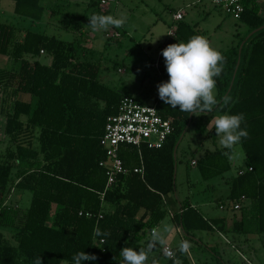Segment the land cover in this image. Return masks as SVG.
Wrapping results in <instances>:
<instances>
[{
    "label": "trees",
    "instance_id": "trees-1",
    "mask_svg": "<svg viewBox=\"0 0 264 264\" xmlns=\"http://www.w3.org/2000/svg\"><path fill=\"white\" fill-rule=\"evenodd\" d=\"M43 1L13 0V12L32 22L41 21L46 12L54 14L59 9ZM92 2L101 12L100 0ZM242 3L244 11L239 19L249 27L248 36L220 51L226 63L221 75L215 77L218 104L212 112L245 114L249 137L238 144L245 166L252 169L231 177L228 200L218 201V206L227 207L231 201L247 199L248 205L238 209L241 219L233 222L231 232L261 234L264 233V17L257 0ZM92 14L95 12L88 17ZM20 30L0 21V55L9 56L18 64L14 68L0 67V90L8 88L15 95L29 98H15L5 114L3 131L15 141V149H6L4 157L0 156V264H33L38 254L42 264H74L72 258L80 251L97 257L82 264H124L121 249L144 248L143 241L167 213L164 198L175 187L174 148L188 123H192L193 115L181 112L178 106L172 108L158 97L157 110L171 120L173 133L161 148H142L143 178L130 171L120 176L102 197L106 177L98 162L105 155L99 138L106 117L117 112L119 99L125 94L98 81L97 64L79 59L84 48L78 40L67 41L45 30L30 28H24L18 38ZM175 34L184 43L194 35L204 36V32L185 22L177 24ZM41 50L50 56L48 63L35 59ZM157 65L167 82L162 53ZM21 116L26 117L25 121ZM232 153L233 148L222 147L204 151L196 159L202 179L206 181L229 171L228 156ZM119 156L127 168L140 164L132 146H121ZM13 169L17 179L14 187L31 193L25 209L5 203ZM87 211L92 213L91 217L84 215ZM99 212L101 218L97 217ZM173 216L177 228L187 234L197 230L225 232L223 218H204L188 198L180 202ZM97 226L108 235L96 236ZM3 227L14 230V243L4 239ZM210 251L213 260L197 264H225L214 249ZM175 257L176 260L167 258L162 264L177 261L192 264L180 248ZM159 258L157 255L153 259Z\"/></svg>",
    "mask_w": 264,
    "mask_h": 264
},
{
    "label": "rangeland",
    "instance_id": "rangeland-1",
    "mask_svg": "<svg viewBox=\"0 0 264 264\" xmlns=\"http://www.w3.org/2000/svg\"><path fill=\"white\" fill-rule=\"evenodd\" d=\"M106 1L107 4H104V7L107 8L105 10L106 15L126 17V23L122 27L110 26L107 31H93L89 26L90 21H86V19L89 13L93 11L95 14H102V12L95 9L92 0H73V2H70V0H49L51 5L53 3L52 6L57 5L59 8L54 10L58 14L53 15L55 18L50 20L52 23H49V25L45 24V21L44 24H39L38 27L31 20L21 19L13 12V0H0V6L6 9L2 15L6 21L3 18L0 20L12 24L16 28L22 27L32 30L44 28L46 33L60 39L78 40L84 48H87V52L90 48L88 59L98 66V81L115 87L120 92L141 98L144 103L148 104L155 102L158 96L157 85L163 82L160 70L154 65V62L167 45L181 42L167 33L174 10L180 8L184 14V19L195 28L203 30L212 47L219 51L236 45L243 37L248 36L249 27L244 22L232 17L225 13L222 8L209 2L194 3V0ZM258 5L261 9L260 12L263 13L264 0H259ZM117 29L123 33L118 39L107 37L109 33L111 35L115 34ZM83 35L85 38H82ZM21 36L22 33L18 32V38ZM83 56V54L80 55L81 58ZM36 59L41 63H47L50 56L38 55ZM17 66L18 64L9 56H0V67L14 68ZM10 91L4 87H1L0 90V156L2 157H4L6 149H15V141L10 140L3 131L5 114L11 109L15 98L29 99L28 96L15 95ZM219 115H222V113L211 112L209 115L194 116L192 123L189 122L186 130L179 137L175 160V187L174 191L167 195L168 200L173 205H177L178 202L188 198L193 204L200 206V211L208 212L209 216L213 217L226 214L225 211L219 209L218 201L221 198L227 199L228 185L222 182L221 177L204 181L195 165L187 166L191 159L198 158L205 149L210 147L212 139H215L217 146L220 145L219 137L216 136L214 129V119ZM20 119L25 121L26 117L21 116ZM243 157L242 148L236 145L231 155V161L234 165H242L244 162ZM16 181L15 169H13L12 178L6 189L5 203L15 208L25 209L30 202L31 193L14 187ZM211 185L215 186L216 189H213ZM229 215L233 217L231 213ZM157 231L161 233L162 242H158L149 253V261L155 255H159L161 261H164L167 257L162 252L163 245L168 243L171 248H179L180 238L184 239L186 237V234L180 229L178 232L176 231L175 222L171 219V213L168 212L157 226ZM2 233L5 240L14 243L12 238L13 229L3 227ZM150 238L151 236L145 242L144 247H146ZM195 238L202 242L205 240L210 243L216 242L218 249L222 248L220 253L227 264H245L240 257L234 255L233 250L228 245L224 244L218 233L213 235L210 233L196 234ZM195 238L194 240L187 239L192 243L188 250L189 254L194 258L197 256L199 258L206 257L207 252H204V255L201 256V252L197 250L196 246L200 248L203 246L199 245L198 240L196 241Z\"/></svg>",
    "mask_w": 264,
    "mask_h": 264
},
{
    "label": "clouds",
    "instance_id": "clouds-1",
    "mask_svg": "<svg viewBox=\"0 0 264 264\" xmlns=\"http://www.w3.org/2000/svg\"><path fill=\"white\" fill-rule=\"evenodd\" d=\"M88 18L89 26L93 31H107L110 26L120 28L126 23V17L122 15L117 17L111 14H92ZM162 56L169 78L167 82L157 85L159 98L172 108L178 106L181 112L187 114L200 116L211 113L218 104L215 94V77L221 75L226 63L222 53L212 47L206 37L194 35L187 43L177 42L167 45L162 50ZM242 123H244L243 128ZM214 129L216 136L219 137L220 146L228 150L240 143L242 138L249 137L243 113L222 114L215 117ZM94 234L108 235L107 232L102 233L98 226L94 229ZM158 242H162L161 233L153 231L146 247L139 250L123 247L121 256L124 264H148L149 253ZM190 247L189 241H182L180 251L187 252ZM72 259L74 264H82L84 261H95L97 257L80 251ZM33 264H42L39 254L35 257ZM151 264H158V261L152 259ZM177 264H179L178 261Z\"/></svg>",
    "mask_w": 264,
    "mask_h": 264
},
{
    "label": "built area",
    "instance_id": "built-area-1",
    "mask_svg": "<svg viewBox=\"0 0 264 264\" xmlns=\"http://www.w3.org/2000/svg\"><path fill=\"white\" fill-rule=\"evenodd\" d=\"M202 2H209L214 6H218L225 13L237 19L244 11L242 0H194V3ZM100 3H105V0H100ZM173 19L175 21L181 20L182 12L180 10L175 12ZM113 35H118V33ZM173 131L171 120L159 114L156 102L148 104L132 95H123L117 104V112L106 117L104 130L99 138V145L105 158L100 160L98 165L104 170L106 177L105 188L101 196L103 197L105 191L117 183L120 176L127 175L130 171L140 174V177L143 178L142 148H161ZM123 145L132 146L137 150L139 166L132 169L124 166L119 156L120 147ZM191 164H195V161H191ZM251 169V167L246 166L245 169L238 170L237 175L251 171ZM219 207L224 208L226 205H219ZM231 207L233 210H237L240 208V204L236 202ZM82 213V211H79V215H82ZM84 215L91 217L92 213L87 211ZM97 217L101 218L102 212H99ZM153 231L155 230H151L150 233ZM100 242H103V240H100ZM162 252L167 258L176 260L174 250L168 245L163 246ZM169 253H173V255H169ZM247 263L249 262L247 261Z\"/></svg>",
    "mask_w": 264,
    "mask_h": 264
},
{
    "label": "crops",
    "instance_id": "crops-1",
    "mask_svg": "<svg viewBox=\"0 0 264 264\" xmlns=\"http://www.w3.org/2000/svg\"><path fill=\"white\" fill-rule=\"evenodd\" d=\"M258 1L259 0H257V4H258ZM44 3H46L48 6H52L53 5V3H52V5H51V2H49V0H44L43 1ZM70 2H73V0H70ZM13 4H14V2H13ZM101 4H103V5H101ZM104 4H107V1L105 0V3H100L99 2V4H98V7H99V10L102 12V13H105L106 14V12H105V10H107V8L106 7H104ZM62 6V5H61ZM64 6V5H63ZM259 6V5H258ZM260 8V7H259ZM178 10H180L181 12H182V10L180 9V8H178V9H176V10H174V12H173V14L175 13V12H177ZM4 11H6V9H3V7H1L0 6V19H4V21H6L5 20V18L2 16L5 12ZM60 11V10H59ZM104 11V12H103ZM260 11H261V9H260ZM264 13V12H263ZM263 13L262 12H260V14H262L263 15ZM56 14H58V12L57 13H54V14H52V13H50V11L49 12H46L45 13V15H44V18H43V20H41V21H37V22H34V24H36L37 25V27H38V25L39 24H44V22L46 21V23L45 24H48L49 25V23H52L50 20L53 18H55L53 15H56ZM173 14L171 15V23H170V25H169V23L167 24V26L169 25V27H168V31H167V33L169 34V35H172L175 39H177V40H179L178 38H177V36H176V34H175V28H176V26H177V24L179 23V22H185V23H187V24H189L190 26H193L191 23H189L188 21H186L185 19H184V14H183V12H182V19L181 20H179V21H175L174 19H173ZM264 17V16H263ZM21 18V17H20ZM22 19V18H21ZM30 20V19H29ZM1 22H4V21H2V20H0ZM7 23V22H6ZM56 26H58L57 24H55ZM59 27V26H58ZM61 27V26H60ZM194 27V26H193ZM195 28V27H194ZM21 30H20V34L22 33H24L23 32V30L22 29H24V28H20ZM196 29H199V28H196ZM40 30H44V28L43 29H40ZM199 30H201V29H199ZM202 32H203V30H201ZM116 33H118V35H111L110 33L109 34H107V37H115L114 39H118L123 33L120 31V30H118L117 29V31H115ZM125 33V32H124ZM204 37H205V33H204ZM82 38H85V36L83 35V37ZM207 38V37H206ZM107 39V38H106ZM110 41V40H109ZM180 41V40H179ZM182 42V41H181ZM79 44H80V42H79ZM82 47H83V45L82 44H80ZM84 48V47H83ZM86 49L87 48H84V50L83 51H81L80 52V55L81 54H83L84 56H83V58H81L80 57V55H79V59L80 60H88V61H90V62H93V61H91V60H89L88 59V55H89V53H90V48H88V50H89V52H87L86 51ZM87 52V53H86ZM40 55H46L44 52H42V53H40ZM1 56V55H0ZM48 56V55H47ZM35 59H36V57H35ZM37 60V59H36ZM50 60V59H49ZM49 62V61H48ZM47 62V63H48ZM157 62H158V58H157V60H156V62H154V65L159 69V67H158V65H157ZM93 63H95V62H93ZM96 64V63H95ZM161 74V73H160ZM162 76V75H161ZM162 80H163V77H162ZM164 82V81H163ZM120 92V91H119ZM124 94H127V93H124ZM158 97L159 96H157V99H158ZM136 98H138V97H136ZM140 101H142V102H144L141 98H138ZM157 99L155 100V102L157 101ZM210 113H207L206 115H209ZM224 114V113H223ZM193 117H194V115H193ZM189 124V123H188ZM184 133V132H183ZM236 145H239V144H236ZM236 145L233 147V151H234V149H235V147H236ZM240 146V145H239ZM215 147H221L220 145L219 146H217V143L215 142V139H212V141H211V145H210V147L209 148H207V149H205L204 151H206V150H211V149H213V148H215ZM177 149H178V145H176L175 146V148H174V151H175V153H174V157H175V159H176V154H177ZM204 151H203V153H204ZM203 153L200 155V156H202L203 155ZM231 155L232 154H229V156H228V158H229V161H230V164H231V169L229 170V171H227V172H225V173H223L222 175H219V176H217V177H221V180H222V182H224V183H226L227 185H228V189H229V187H230V181H231V179H229L230 178V176H234V175H237V171L238 170H243V169H245V164H244V162H243V164L242 165H234L233 164V162L231 161ZM199 156V157H200ZM196 159L197 158H193V159H191V161H195V164H191V161L189 162V165L187 166V167H189V166H193V165H195L196 166ZM215 178V177H214ZM206 181H208V180H206ZM212 187H213V189H216V187L215 186H213V185H211ZM228 194H229V191H228ZM227 197H228V195H227ZM165 199V202H166V209H167V212L168 213H171V219H173L174 220V222H175V228H176V231L178 232V228H177V221H176V217H174L173 216V214L176 212V211H178L179 210V207H180V202H178V204L177 205H173L169 200H168V198H167V196H166V198H164ZM220 200H223V201H227L228 199H219V201ZM188 201H189V203L192 205V206H194L195 208H197L198 209V211H200V206L198 207V205H195V204H193L189 199H188ZM236 202H238L239 204H240V207H242V206H245V205H248V200L247 199H244V198H242V199H239V200H236V201H233L229 206H227V207H224V208H220L219 206V209L220 210H222V211H225L226 212V214L225 215H220V216H209V214H208V212H204L203 210H201L200 212H201V214L203 215V217L204 218H206V219H213V218H223L224 219V221H223V224H224V229H225V232H218V231H202V230H197V231H195V232H193V233H185L184 231H182V232H184L185 234H186V237L183 239V238H180V243L182 242V241H185V240H190V239H192V240H194V238H195V236H196V234H202V235H204V234H206V233H210L211 235H213L214 233H218L219 235H220V238L221 239H223V242H224V244H226V245H228V247L231 249V250H233V252H234V255H237L238 257H240L243 261H244V263L245 264H264V233H261V234H244V233H235V232H231V228H232V224H233V222L234 221H238V220H240L241 219V217L239 216V211H238V209L237 210H233L232 209V204H234V203H236ZM202 209V208H201ZM229 213H231L232 214V216L233 217H230L231 215H229ZM248 218V217H247ZM164 219V218H163ZM162 219V220H163ZM161 223V222H160ZM159 223V224H160ZM154 230L155 231H157V226L154 228ZM167 239H169V238H167ZM196 239V238H195ZM198 239H196V241H197ZM146 241H148V239L147 240H144L143 241V244L145 245V242ZM199 245H202L203 247H199V246H196V248H197V250L198 251H200L201 252V256L202 255H204V252H207L208 253V255H206V257H204V258H199L198 256L196 257V258H194V256H192V255H190L189 254V251L188 252H184L185 254H186V256L188 257V259L190 260V262L192 263V264H197V263H199V262H203V261H207V262H210V261H212L213 260V252H211L210 251V249H214V251H216L218 254H219V256L222 258V260L224 261V263L225 264H227L226 262H225V259H224V257H223V255L220 253L221 252V250H222V248L221 249H218V244L216 243V242H209L208 240H205L204 242H202V241H200V240H198V242H197ZM190 244H192L191 242H190ZM222 244V243H221ZM164 245H168L169 247H170V245L168 244V243H165ZM163 245V246H164ZM162 247V246H161ZM160 247V248H161ZM171 248V247H170ZM180 248V247H179ZM162 249V248H161ZM173 250H174V252L178 249V248H172ZM190 249V248H189ZM224 249V248H223ZM206 250V251H205ZM206 254V253H205ZM197 255V254H196ZM157 255H155L154 257H152L151 259H153V258H155ZM150 259V260H151ZM166 259H164V261H165ZM164 261H161V259L159 258L158 259V264H162ZM247 261L249 262V263H247ZM150 262V261H149ZM149 264V263H148Z\"/></svg>",
    "mask_w": 264,
    "mask_h": 264
},
{
    "label": "water",
    "instance_id": "water-1",
    "mask_svg": "<svg viewBox=\"0 0 264 264\" xmlns=\"http://www.w3.org/2000/svg\"><path fill=\"white\" fill-rule=\"evenodd\" d=\"M174 153H175V151H174Z\"/></svg>",
    "mask_w": 264,
    "mask_h": 264
}]
</instances>
